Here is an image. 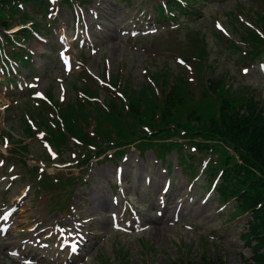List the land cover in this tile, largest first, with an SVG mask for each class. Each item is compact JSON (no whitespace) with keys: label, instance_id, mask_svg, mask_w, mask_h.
I'll return each mask as SVG.
<instances>
[{"label":"rangeland","instance_id":"obj_1","mask_svg":"<svg viewBox=\"0 0 264 264\" xmlns=\"http://www.w3.org/2000/svg\"><path fill=\"white\" fill-rule=\"evenodd\" d=\"M31 1L33 9L31 4L25 5L26 10L30 9L29 15L20 19L16 14L6 32L11 38L12 32L20 28L17 25L21 20L28 19L26 25L36 24L40 36L26 28L17 31L31 33V38L21 47L32 53L31 61L26 64L29 69L18 62L12 66L20 70L19 75L11 70L8 71L10 76L0 72V158L6 161L1 164L0 159V216L3 214L4 222L13 220L14 223L8 230L9 240L0 238V264H28L21 261L25 255L8 252L13 247L11 242L23 241L42 228L50 230L55 243L66 242L70 230L62 231V227L75 217L85 220L90 216L94 219L87 223L90 230L87 245L79 249L82 253L79 258L66 264H171L182 253L194 261L204 249L214 257L219 253L225 264H246L252 253L241 237L247 216L226 219L232 203L219 202L216 190L213 191L210 180L201 172L207 155L197 159L199 155L192 145H183L181 156L184 163H188L190 156L196 157V173L192 177L184 164L178 163L180 155L176 150L168 151L161 161L150 148L141 156L130 148L120 157L98 158L85 171L76 165L73 153L81 157L90 155L95 149L90 142H81V148L71 142L65 143L63 148H46L44 142L50 147V140L35 135L34 129L44 134L50 128L59 129L65 134L64 141H76L84 130L92 132L93 118L77 130L64 114L61 116L62 108L54 101L64 103L75 100L77 93L83 95L74 86L79 85L84 72L96 78L117 74L121 83H126L132 91L144 86L148 74L163 71L170 81L173 75L183 71L189 74V64L179 62L180 56L186 57L181 51H184L189 28L200 31L207 40L206 59L212 66L211 76L225 75V81L233 89L242 86L252 89L264 105V71L259 70L258 60L249 62L240 57L247 49L241 40H237L241 47L237 51L228 49L215 37V33L222 30L233 34L234 39L239 37L232 31V25L240 28V23L231 19L234 16L230 13L236 11L248 19L252 15L251 0H206L192 4L200 11L198 14L180 15L176 19L166 17L160 22L156 19L158 4L155 0H88L87 3L74 0L71 8L56 0L49 2L54 5L52 10L46 0ZM76 14L80 17L78 23L74 18ZM12 46L0 33V65L9 58L22 61L21 56L13 55ZM62 54L69 57V63L62 61ZM263 58L260 55L259 59ZM262 61L264 64V59ZM28 71L31 78L27 77ZM83 78L87 80L83 89L95 85L91 77ZM14 80L15 83L10 82ZM103 90L108 89H100V99L106 96ZM48 91L51 95L44 94ZM37 92L39 94L35 95ZM42 96L43 99L35 98ZM111 102L117 106V98ZM107 103L102 101V106L106 107ZM97 140L101 143L99 138ZM107 150L106 156L113 151ZM50 152H58V158H51ZM54 160L67 164L54 166ZM33 165L38 168H32ZM41 165L44 170L39 169ZM115 170H121L126 179L116 176ZM83 175L84 183L77 186L69 201L70 211L59 215L57 211L66 207L75 184L63 178ZM40 182H44L47 189L41 188ZM167 183L168 193L175 190L169 197L167 216L170 220L163 228L155 230L152 218L159 215L161 205L157 203L151 208L150 202L166 192L162 187ZM105 201L108 208L102 205ZM19 205H23L22 210L16 209L10 219L12 209ZM34 222L39 227L28 233ZM75 223L86 224L79 219ZM45 244L52 246L53 242L47 239ZM56 260L58 264H65L63 257ZM32 264L47 263L35 261Z\"/></svg>","mask_w":264,"mask_h":264},{"label":"trees","instance_id":"obj_2","mask_svg":"<svg viewBox=\"0 0 264 264\" xmlns=\"http://www.w3.org/2000/svg\"><path fill=\"white\" fill-rule=\"evenodd\" d=\"M30 1L0 0V13L7 10L12 14L13 9H19L25 3H31L33 9L34 4ZM251 5L249 23L259 27L258 31L243 23L240 28L232 27L247 46L241 57L255 59L264 55V0H251ZM192 11L197 12L196 8ZM3 21L0 20L2 27L6 26ZM235 22L238 19L235 18ZM219 38L241 50L236 41ZM188 40L192 56L199 58L193 64L196 85L185 73L173 75L170 81L169 75L160 71L151 74L157 90L151 82L134 91L125 85L126 103L120 101L116 106L109 98L106 101L109 103L103 107L86 97L82 101H69L61 116L64 114L67 122L77 130L94 119L93 134L84 130L77 138L83 143L90 142L95 154L105 150L101 143L118 148L116 153L120 155L124 151L120 147L137 142L142 150L157 145L161 156L166 149H180L183 143L208 155V173H220L216 191L221 201L234 199L232 211L235 214H250L243 233L252 250L246 264H264V105L246 86L233 89L223 75L209 76L212 66L205 62L206 40L200 32H190ZM116 81L114 78V85H117ZM82 90L89 98L97 95L96 89ZM75 122L77 126H74ZM47 132L54 143L64 140L65 134L59 129L50 128ZM221 257L219 253L211 256L204 249L194 261L182 253L171 264H225Z\"/></svg>","mask_w":264,"mask_h":264},{"label":"bare ground","instance_id":"obj_3","mask_svg":"<svg viewBox=\"0 0 264 264\" xmlns=\"http://www.w3.org/2000/svg\"><path fill=\"white\" fill-rule=\"evenodd\" d=\"M121 179L122 180L126 179V175L124 173H122ZM173 191L175 190H171L170 193L166 191L161 196H158L157 199L155 197L150 202L151 208H153L157 203L161 205V210H160L159 215L157 217L152 218V222L154 223L152 229L159 230L160 227L163 228L162 225L166 221L170 220V216H167L168 214L167 212H169L170 210L168 206L170 204L169 197H171V192ZM102 205L104 208L109 207L106 201L103 202ZM22 206L23 205H21V207ZM21 207L19 211L22 210ZM93 219L94 217L90 216L86 218L85 220H83L86 222V228H87V223H91ZM71 225L73 226V228L71 229V231L68 232V238L71 243H61V242L55 243L54 237L52 234H50L49 229H44L40 233L34 236H31L23 241L11 242L10 244H13V247L11 248V250L12 249H18V250L25 249L26 251H28V254L25 255L22 252L20 254L21 256L25 255V259L29 260L30 262H33L34 260H42L46 262L47 264H55V259L59 257H63L64 259L63 261H65V263H68V262L73 263L77 258H79V254L77 253L78 247L75 244H82L81 242L83 240L82 236H85L87 239V236L90 230L87 228V230L85 231L83 225H77L74 222H72ZM104 225H106V223H104ZM44 232H47V233L43 234ZM0 238L2 240H9V232L1 233ZM47 239L53 242L52 246H46L45 240ZM38 250H40L45 257L49 255V257L52 259L50 261L52 262H47L46 260L48 259L44 258L43 255L38 254L37 253ZM66 253L68 254L66 255ZM21 261L23 262L24 259H22Z\"/></svg>","mask_w":264,"mask_h":264},{"label":"snow or ice","instance_id":"obj_4","mask_svg":"<svg viewBox=\"0 0 264 264\" xmlns=\"http://www.w3.org/2000/svg\"><path fill=\"white\" fill-rule=\"evenodd\" d=\"M181 63H183V61H181ZM245 72H247V69H245Z\"/></svg>","mask_w":264,"mask_h":264}]
</instances>
